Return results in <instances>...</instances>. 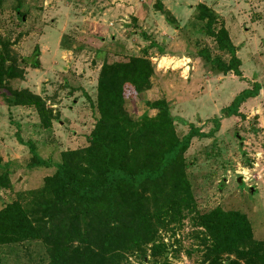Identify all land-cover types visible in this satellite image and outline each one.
<instances>
[{"label": "rangeland", "instance_id": "1", "mask_svg": "<svg viewBox=\"0 0 264 264\" xmlns=\"http://www.w3.org/2000/svg\"><path fill=\"white\" fill-rule=\"evenodd\" d=\"M210 14L213 20L206 18ZM220 28L235 48L240 77L224 72L233 55L220 51L212 37ZM3 44L23 78L8 79L0 89V182L9 181L0 187V210L16 201L28 211L31 193L53 173L61 152L87 147L98 119L96 86L105 55L145 57L154 77L130 103L131 118L154 117L151 104L163 101L179 139L189 125L208 133L219 119L217 131L193 138L184 154L196 208L239 211L253 237L264 241V0H1L0 53ZM35 49L36 69L25 62ZM3 58L10 67V58ZM253 83L261 89L240 105V116L223 115ZM9 89H26L44 100L50 130L42 129L33 108H6ZM6 155L16 164L4 162ZM33 155L51 167H31ZM201 233L188 216L160 233L166 246L155 260L144 250L122 264H207ZM46 261L38 242L0 246V264Z\"/></svg>", "mask_w": 264, "mask_h": 264}, {"label": "trees", "instance_id": "2", "mask_svg": "<svg viewBox=\"0 0 264 264\" xmlns=\"http://www.w3.org/2000/svg\"><path fill=\"white\" fill-rule=\"evenodd\" d=\"M199 9L209 13L203 6ZM206 18L213 20L211 14ZM212 37L220 51L234 54L224 28ZM3 56L10 58V67L4 66ZM38 56L35 49L26 64L38 68ZM16 62L10 46L3 44L0 89L8 79L23 78ZM238 65L233 55L224 72L240 77ZM153 77L154 69L145 57L105 55L96 86L98 119L87 147L61 152L53 173L31 193L28 211L16 201L0 210V246L41 243L47 256L44 264H122L127 255L144 250L155 260L166 246L160 233L189 216L202 230L204 263L264 264V241L253 237L245 214L220 207L205 212L196 208L184 154L193 138L211 137L219 119L206 134L189 125L188 133L179 139L163 101L151 104L157 110L154 117L131 118L130 103L151 87ZM260 89L253 83L221 113L240 116V105L256 97ZM9 92L8 107L33 108L42 129L50 130L52 119L44 100L26 89ZM31 161V167H51L35 155ZM8 182L3 177V186Z\"/></svg>", "mask_w": 264, "mask_h": 264}, {"label": "crops", "instance_id": "3", "mask_svg": "<svg viewBox=\"0 0 264 264\" xmlns=\"http://www.w3.org/2000/svg\"><path fill=\"white\" fill-rule=\"evenodd\" d=\"M6 108H8L7 105H6ZM7 110H8V109H7ZM0 115H1V114H0ZM195 128H196V127H195ZM199 132L202 133L201 131H199ZM186 134H187V133H186ZM186 134H185V135H186ZM204 134H206V133H204ZM181 138H182V137H181ZM7 156H8V155H6V158H7V159L4 160V162H6V163H8V162H9V163L12 162V164H16V162H17L16 160H15V161H16V162H15L14 159H13V160H12V159H9Z\"/></svg>", "mask_w": 264, "mask_h": 264}, {"label": "water", "instance_id": "4", "mask_svg": "<svg viewBox=\"0 0 264 264\" xmlns=\"http://www.w3.org/2000/svg\"><path fill=\"white\" fill-rule=\"evenodd\" d=\"M237 182L240 183L241 182V179H238ZM250 192H251V189H250Z\"/></svg>", "mask_w": 264, "mask_h": 264}]
</instances>
